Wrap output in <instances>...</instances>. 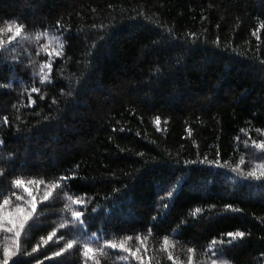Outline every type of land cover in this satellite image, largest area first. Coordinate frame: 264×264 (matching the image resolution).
<instances>
[{"label": "trees", "instance_id": "trees-1", "mask_svg": "<svg viewBox=\"0 0 264 264\" xmlns=\"http://www.w3.org/2000/svg\"><path fill=\"white\" fill-rule=\"evenodd\" d=\"M0 45V264H264V0H0Z\"/></svg>", "mask_w": 264, "mask_h": 264}, {"label": "snow or ice", "instance_id": "snow-or-ice-1", "mask_svg": "<svg viewBox=\"0 0 264 264\" xmlns=\"http://www.w3.org/2000/svg\"><path fill=\"white\" fill-rule=\"evenodd\" d=\"M20 29H17V34L19 33ZM0 47H2V45H0ZM38 89H33V92H37ZM261 148H264V142L261 143L260 145ZM17 184L20 183V181L16 182ZM5 204L8 203L7 200L4 201ZM77 203H80V201H77ZM36 208V204L33 202L32 203V209ZM31 213L25 211V209L23 208H17L16 210V214L14 216H10L7 219V223H8V227H7V231L8 232H14V235L18 238L20 236V231L23 229L25 222L29 219ZM83 214L80 212L75 213V216L77 218H80ZM3 220V217H0V221ZM0 227H3V223H0ZM245 236L244 232H229L227 233V239L229 240V242H231L232 240H239V239H243V237ZM69 248L72 247L71 244L68 245ZM111 247L115 248L117 247V245L112 244ZM92 251V249H88V252ZM13 255H15V252H13L12 250H8L5 254V261L3 262V264H7V260L10 259ZM85 255H87V252L85 253Z\"/></svg>", "mask_w": 264, "mask_h": 264}]
</instances>
